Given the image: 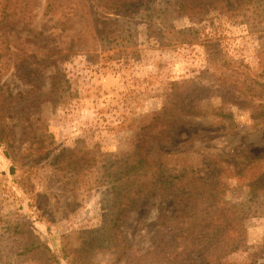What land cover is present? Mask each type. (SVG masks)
<instances>
[{"label": "rangeland", "instance_id": "obj_1", "mask_svg": "<svg viewBox=\"0 0 264 264\" xmlns=\"http://www.w3.org/2000/svg\"><path fill=\"white\" fill-rule=\"evenodd\" d=\"M113 1L33 0L24 28L0 0V264H264V0ZM137 157L221 177L232 227L195 243L176 181L120 208Z\"/></svg>", "mask_w": 264, "mask_h": 264}, {"label": "trees", "instance_id": "obj_2", "mask_svg": "<svg viewBox=\"0 0 264 264\" xmlns=\"http://www.w3.org/2000/svg\"><path fill=\"white\" fill-rule=\"evenodd\" d=\"M2 1H5L7 5L3 6L1 11V16L3 18L1 20V24L8 22L12 25H23L24 28H28L31 26L35 18V15L30 9L33 0ZM54 1L56 0H49V4L46 10L47 15L54 12ZM63 1L69 2V0ZM106 1L107 3L113 5V8L110 10H115V8L117 9L116 5H114L113 0ZM74 2L78 5L82 4L83 10L88 12V10H85L89 7L86 3V0H74ZM103 2H105V0H103ZM92 8L95 7L93 6ZM178 8L187 9V6L178 4ZM77 10L80 11V8H77ZM115 12L117 14H121L118 9L117 11L115 10ZM93 14L96 15L97 13ZM109 14L112 13H108V15ZM89 20L90 19L88 18V21ZM94 21L95 20L93 19V22ZM62 26L63 29H65L68 27V24L63 23ZM183 111L188 112L185 109ZM144 161V157H137L134 161L133 168H130V170L127 172L124 171L121 173V175H129L127 179L129 186L127 187L128 191L126 192V194L122 197H119L120 199H118L120 202V208H127L129 203L133 202V200H135V198L142 193H153L156 191L162 192V190L166 191L173 184V182L176 181L172 189L175 190L176 188H180V190L178 191V195L175 197V201L179 207L178 212H180L181 209V211L183 212L182 218H192V221H194L195 225L200 222L202 225H204L205 228V231L199 234L198 239H193L195 243L200 242L201 239H204L205 243L211 241V237L207 234H213V238L214 235H218L217 237L221 239L226 229H230L232 227V222L228 219V215L221 213V211H215L214 209L217 205L215 203L216 196L214 191L222 187L223 182L221 177H219V180L211 178L203 179V177L191 171L189 172V174H183L175 179L171 176L165 175V172L159 170L156 171V167H153L151 169L148 168V165H146ZM199 209H202L203 211L201 213H197ZM195 214H199L201 219H198L197 215ZM237 222H239V220L234 219V224H236ZM236 240L237 238L234 235L232 237H229L226 243L227 246H233L234 244H236ZM38 251L46 252L47 264H60L54 253L43 244L32 245L31 247L27 246L23 250L18 251L17 256L23 258L29 253H35ZM225 252L227 251H221L220 249L210 250L208 248H204L203 252H201L200 255L205 259L206 264H217L219 253Z\"/></svg>", "mask_w": 264, "mask_h": 264}]
</instances>
